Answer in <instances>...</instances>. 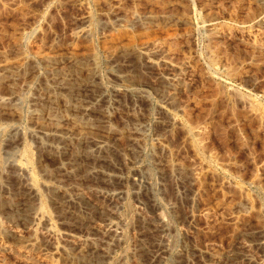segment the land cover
Returning a JSON list of instances; mask_svg holds the SVG:
<instances>
[{"label":"rangeland","instance_id":"374dc122","mask_svg":"<svg viewBox=\"0 0 264 264\" xmlns=\"http://www.w3.org/2000/svg\"><path fill=\"white\" fill-rule=\"evenodd\" d=\"M0 160V264H264V0H0Z\"/></svg>","mask_w":264,"mask_h":264},{"label":"bare ground","instance_id":"6f19581e","mask_svg":"<svg viewBox=\"0 0 264 264\" xmlns=\"http://www.w3.org/2000/svg\"><path fill=\"white\" fill-rule=\"evenodd\" d=\"M247 33H248V32H247ZM255 34H256V33H255ZM262 34H263V33H262ZM246 35L248 36V34H246ZM250 37L252 38V36H250ZM248 38H249V37H248ZM254 40H255V39H254ZM54 60H55V59H54ZM76 61H77V60H76ZM94 61H95V60H94ZM81 63H82V62H81ZM75 64H76V63H75ZM77 64H78V63H77ZM78 66H79V65H78ZM80 66H81V64H80ZM74 67H76V66H74ZM83 67H84V66H83ZM72 68H73V67H72ZM68 69H69V68H68ZM75 69H76V68H75ZM75 69H74V70H75ZM74 70H73V72H74ZM70 71H71V70H70ZM91 72H93V71H91ZM57 74H58V73H57ZM58 75H59V74H58ZM60 77H61V76H60ZM55 78H56V77H55ZM58 78H59V76H58ZM58 78H57V79H58ZM63 80H64V78H63ZM57 81H59V80H57ZM60 81H61V80H60ZM84 81H85V80H84ZM51 83H52V82H51ZM63 83H64V82H61L60 85H59L58 82H57L56 84H58L59 87H62V89H63V86H62ZM84 83H85V82H84ZM88 84H89V83H88ZM171 84H172V82H171ZM64 85H65V83H64ZM59 87H57V89H58ZM65 87H66V86H65ZM69 87H71V86L69 85ZM55 88H56V87H55ZM75 88L77 89V87H75ZM75 88H73V87H72V89H69V88H68V89H67V91H68L67 94H69V95L71 94V96H72V94L74 93ZM59 89H60V88H59ZM65 90H66V89H65ZM57 92H58V91H57ZM78 92H79V91H78ZM74 94H75V93H74ZM69 95H68V96H69ZM76 95H77V94H76ZM69 97H70V96H69ZM75 98H76V97H75ZM65 99H66V98H65ZM76 101H77V100H76ZM66 104H67V103H66ZM72 105H73V104H72ZM74 105H75V104H74ZM74 105H73V106H74ZM75 106H76V105H75ZM69 107H70V105L68 106V109H69ZM70 108H72V106H71ZM76 111H77V110H76ZM17 120H19V118H18ZM52 121L54 122V120H52ZM52 121H51V124H52ZM55 121H56V120H55ZM82 121H83V120H82ZM51 126H52V125H51ZM51 131H52V130H51ZM52 132H53V131H52ZM54 132H55V131H54ZM56 132H57V130H56ZM58 133H59V132H58ZM55 134H57V133H55ZM81 136H82V135H81ZM86 142H87V141H86ZM104 157H105V156H104ZM9 158H10V157H9ZM12 158H13V157H12ZM7 160H8V159H7ZM7 160H6V161H7ZM0 161H1V160H0ZM2 163H3V161H2ZM2 163H1V164H2ZM4 163H5V162H4ZM82 169H83V168H82ZM56 170H57V169H56ZM85 170H86V169H85ZM86 173H87V172H86ZM89 175H90V174H89ZM104 176L106 177V175H104ZM108 176H109V175H108ZM102 177H103V176H102ZM109 177H110V176H109ZM114 177H115V176H114ZM114 177H113V180H114ZM111 178H112V177H111ZM115 178H116V177H115ZM30 180H31V179H30ZM110 180H111V179H110ZM111 182H112V180H111ZM22 193H23V192H22ZM56 196H58V195H56ZM27 197H28V196H27ZM12 199H13V198H12ZM13 200H14V199H13ZM9 201H10V200H9ZM22 201H23V200H22ZM26 202H27V201H26ZM0 203H1V202H0ZM15 203H16V202H15ZM15 203H14V204H15ZM20 203H22V202H19L18 205H19ZM4 204H5V203H4ZM27 204H28V203H27ZM7 206H8V204H7ZM22 206H23V205H22ZM16 207H17V206H16ZM2 209H3V208H2ZM19 209H20V208H19ZM27 209H28V208H27ZM0 210H1V209H0ZM4 210H5V209H4ZM15 210H16V209H13L11 212H13V211L15 212ZM7 211H8V208H7ZM18 211H19V210H18ZM18 211H16V212H18ZM11 212H10V213H11ZM26 212H28V211H26ZM26 212H24V213H26ZM8 213H9V212H8ZM21 213H22V212H21ZM12 214H13V213H12ZM10 215H11V214H10ZM22 215H23V214H22ZM41 215H42V214H41ZM24 218H25V217H24ZM24 218H23V219H24ZM24 220H25V219H24ZM77 220H78V218H77ZM22 221H23V220H22ZM158 221H159V218H158ZM82 222H83V221H82ZM159 223H161V222L159 221ZM0 224H1V222H0ZM2 224H3V223H2ZM2 224H1V225H2ZM77 225H78V224H77ZM3 227H4V226H3ZM72 227H73V226H72ZM1 230H2L4 233L6 232L5 229L2 228V227H1ZM1 230H0V231H1ZM2 234H3V233H2ZM5 235H7V233H6ZM29 246H30V245H29ZM32 247H33V245H32ZM31 250H32V249H31ZM1 257H2V256H1ZM82 257H83V256H82ZM19 258H20V257H19ZM84 258H85V257H84ZM94 258H96V257H94ZM79 259L82 260V259L80 258V256H79ZM90 260H92V259H90ZM82 261H84V259H83ZM95 261H96V260H95ZM2 262H3V261H1L0 263H2ZM88 262H89V261H87V264H88ZM91 263H92V262H91ZM95 263H96V262H95ZM3 264H4V263H3ZM89 264H90V263H89Z\"/></svg>","mask_w":264,"mask_h":264}]
</instances>
